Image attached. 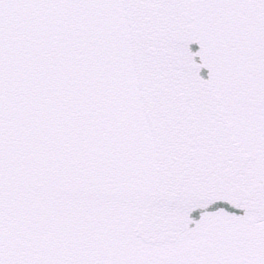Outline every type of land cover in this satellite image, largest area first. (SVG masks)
I'll return each instance as SVG.
<instances>
[{"label":"snow or ice","instance_id":"snow-or-ice-1","mask_svg":"<svg viewBox=\"0 0 264 264\" xmlns=\"http://www.w3.org/2000/svg\"><path fill=\"white\" fill-rule=\"evenodd\" d=\"M0 264H264V0H0Z\"/></svg>","mask_w":264,"mask_h":264}]
</instances>
